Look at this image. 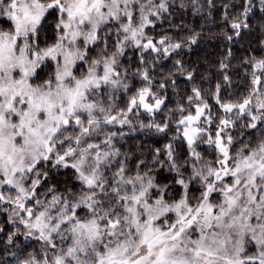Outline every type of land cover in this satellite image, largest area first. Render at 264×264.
I'll return each instance as SVG.
<instances>
[{
	"label": "snow or ice",
	"instance_id": "obj_1",
	"mask_svg": "<svg viewBox=\"0 0 264 264\" xmlns=\"http://www.w3.org/2000/svg\"><path fill=\"white\" fill-rule=\"evenodd\" d=\"M0 264H264V0H0Z\"/></svg>",
	"mask_w": 264,
	"mask_h": 264
},
{
	"label": "trees",
	"instance_id": "obj_2",
	"mask_svg": "<svg viewBox=\"0 0 264 264\" xmlns=\"http://www.w3.org/2000/svg\"><path fill=\"white\" fill-rule=\"evenodd\" d=\"M186 21L189 26L195 27L197 31L200 30L201 21L197 18L190 17L186 14H182L181 11L177 10L173 17V24H180L181 20ZM163 31H175L174 28H170L169 24L165 22L163 25L158 26L156 29V34L159 35ZM258 36L256 34H246L244 35L243 39L237 41L234 45V52L236 53L237 57H239L243 49L247 47L250 43L255 44ZM223 44L215 39H205L201 43L196 46H193L191 51L185 50L183 53V59L186 64L191 68L196 70V83L201 85L204 89L208 90L205 92V98L209 101V103L213 107V111H216V105L211 98V91L214 90V87L217 83H223L222 77L217 69V64L221 59V54L223 52ZM238 64V60L234 61V65ZM165 67H171V63L165 62ZM230 76H231V86H225L222 89L221 95L224 99H234L237 95H242L246 91L243 79V73L239 71L238 67L234 66L230 69ZM43 75V73H42ZM202 77H206L202 79ZM178 84L180 86L179 91L180 95H184L188 92L191 88V84L180 78L178 80ZM231 93V96L229 95ZM169 96L172 103L175 102L176 96L169 90ZM172 103L169 106H172ZM244 130L237 127L234 129V132H243ZM155 137H148V136H141L137 134L136 136H131L127 138V143L125 144V148H135L141 144L143 141L145 146H148ZM59 181L62 182L66 179L65 176L60 175L58 177Z\"/></svg>",
	"mask_w": 264,
	"mask_h": 264
}]
</instances>
